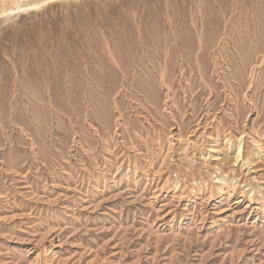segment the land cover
Wrapping results in <instances>:
<instances>
[{"label":"rangeland","instance_id":"1","mask_svg":"<svg viewBox=\"0 0 264 264\" xmlns=\"http://www.w3.org/2000/svg\"><path fill=\"white\" fill-rule=\"evenodd\" d=\"M0 264H264V0H0Z\"/></svg>","mask_w":264,"mask_h":264}]
</instances>
